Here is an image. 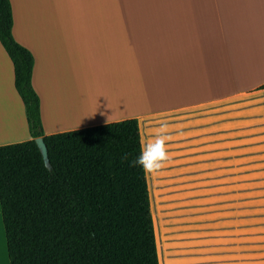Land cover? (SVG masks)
Returning a JSON list of instances; mask_svg holds the SVG:
<instances>
[{"label": "crops", "instance_id": "1", "mask_svg": "<svg viewBox=\"0 0 264 264\" xmlns=\"http://www.w3.org/2000/svg\"><path fill=\"white\" fill-rule=\"evenodd\" d=\"M11 4L13 35L35 59L47 136L129 119L157 129L163 121L171 139L193 137L179 144L199 150L197 129L208 122L195 120L213 116L214 104L264 91V0L141 1L139 13L132 0ZM246 28L258 49L246 45ZM0 128V146L32 139L1 42ZM0 215V264H10L1 207Z\"/></svg>", "mask_w": 264, "mask_h": 264}, {"label": "trees", "instance_id": "2", "mask_svg": "<svg viewBox=\"0 0 264 264\" xmlns=\"http://www.w3.org/2000/svg\"><path fill=\"white\" fill-rule=\"evenodd\" d=\"M13 27L11 0H0V42L13 62L32 137L0 146L10 264H160L147 174L131 166L141 150L139 120L45 135L35 59Z\"/></svg>", "mask_w": 264, "mask_h": 264}, {"label": "rangeland", "instance_id": "3", "mask_svg": "<svg viewBox=\"0 0 264 264\" xmlns=\"http://www.w3.org/2000/svg\"><path fill=\"white\" fill-rule=\"evenodd\" d=\"M141 1L156 0H132L135 13ZM213 107L194 121L208 122L199 150L170 139V163L147 174L160 264H264V91Z\"/></svg>", "mask_w": 264, "mask_h": 264}, {"label": "clouds", "instance_id": "4", "mask_svg": "<svg viewBox=\"0 0 264 264\" xmlns=\"http://www.w3.org/2000/svg\"><path fill=\"white\" fill-rule=\"evenodd\" d=\"M170 139L169 125L162 121L151 140L146 143L141 141L140 154L131 161V166L141 167L146 174L158 175L171 161L172 157L167 146Z\"/></svg>", "mask_w": 264, "mask_h": 264}, {"label": "bare ground", "instance_id": "5", "mask_svg": "<svg viewBox=\"0 0 264 264\" xmlns=\"http://www.w3.org/2000/svg\"><path fill=\"white\" fill-rule=\"evenodd\" d=\"M247 18V17H246ZM257 30V29H256ZM246 33H245V42H246V45H249V46H254V48L255 49H258L259 47H260V45H261V43H260V39H258L257 37H251L250 35H249V29L248 28H246ZM257 32H258V30H257ZM65 114H67L68 115V110L65 112ZM55 117L57 118V119H59L60 117H61V114L59 113V112H57L56 114H55ZM4 131H3V128H0V133H3Z\"/></svg>", "mask_w": 264, "mask_h": 264}, {"label": "water", "instance_id": "6", "mask_svg": "<svg viewBox=\"0 0 264 264\" xmlns=\"http://www.w3.org/2000/svg\"><path fill=\"white\" fill-rule=\"evenodd\" d=\"M37 145L43 155L44 161L48 168H51L50 160H49V154H48V148L43 138L36 139Z\"/></svg>", "mask_w": 264, "mask_h": 264}]
</instances>
